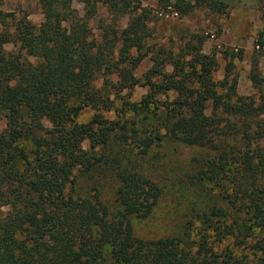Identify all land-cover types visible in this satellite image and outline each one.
I'll return each instance as SVG.
<instances>
[{"label":"trees","instance_id":"obj_1","mask_svg":"<svg viewBox=\"0 0 264 264\" xmlns=\"http://www.w3.org/2000/svg\"><path fill=\"white\" fill-rule=\"evenodd\" d=\"M38 2L39 27L0 7V264H264V91L237 93L241 52L222 51L217 79V55L203 52L201 36L151 41L143 0ZM158 2L182 16L230 5ZM99 7L108 15L94 32ZM255 46L249 77L259 90L264 24ZM138 86L147 90L134 99ZM167 137L206 150L188 179L217 197L198 224L144 238L133 219L151 215L162 189L125 152L144 155ZM102 168L115 181L113 210L97 184L76 194L78 176Z\"/></svg>","mask_w":264,"mask_h":264},{"label":"rangeland","instance_id":"obj_2","mask_svg":"<svg viewBox=\"0 0 264 264\" xmlns=\"http://www.w3.org/2000/svg\"><path fill=\"white\" fill-rule=\"evenodd\" d=\"M229 8L225 13H211L205 9L196 8L186 16L175 11L172 6L163 7L158 0H143V5L151 10L149 22L151 41L167 42L169 39H179L188 35H199L204 38L202 50L205 53L215 52L219 62V69L215 78L223 76L226 61L222 51L230 48L234 53L241 52V58H234L233 73L237 77V93L240 95H254L259 97L264 91V57H260L258 74L261 88L256 86L249 77L253 50L256 49L255 38L264 24V0H227ZM80 14L84 13L82 2L73 1ZM6 12L26 14L27 18L39 27L43 21L38 0H3L0 6ZM108 12L105 7H99L96 15L90 19L89 25L93 31L98 30L100 20H106ZM126 18L119 21L124 25ZM6 50H12L13 45L7 43ZM150 62L145 59L136 68L137 76L149 67ZM147 88L138 86L134 89L132 98L138 99ZM260 91V92H259ZM264 93V92H263ZM92 112L84 111L79 120L86 121ZM112 116V114H109ZM84 148L88 141H83ZM128 146V145H124ZM136 149L125 152L130 163L144 175L155 180L162 189L160 199L153 208L151 215L143 219H133L135 232L144 238H159L169 234L180 233L185 227L198 224L197 211L207 208L217 197L216 190L208 186L200 187L190 183L188 175L199 164L206 150L203 148L181 143L167 137L162 143L153 145L142 155ZM110 172L104 168L94 173L79 175L77 178L76 194L92 191L97 184L100 197L110 210L115 208V181ZM196 220V221H195ZM231 240H224L218 249Z\"/></svg>","mask_w":264,"mask_h":264}]
</instances>
